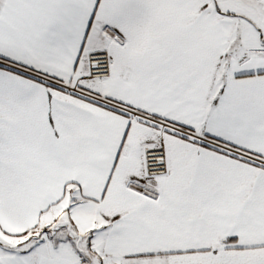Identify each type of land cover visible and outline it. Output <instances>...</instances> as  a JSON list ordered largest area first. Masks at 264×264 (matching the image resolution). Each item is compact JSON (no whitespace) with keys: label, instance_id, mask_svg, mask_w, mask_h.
<instances>
[{"label":"snow or ice","instance_id":"6c2138e0","mask_svg":"<svg viewBox=\"0 0 264 264\" xmlns=\"http://www.w3.org/2000/svg\"><path fill=\"white\" fill-rule=\"evenodd\" d=\"M0 264H264V0H0Z\"/></svg>","mask_w":264,"mask_h":264}]
</instances>
